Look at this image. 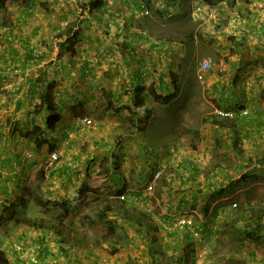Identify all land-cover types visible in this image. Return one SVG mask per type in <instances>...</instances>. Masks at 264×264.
Segmentation results:
<instances>
[{
    "label": "crops",
    "instance_id": "crops-1",
    "mask_svg": "<svg viewBox=\"0 0 264 264\" xmlns=\"http://www.w3.org/2000/svg\"><path fill=\"white\" fill-rule=\"evenodd\" d=\"M160 1L163 2V0ZM217 1L218 37L220 38L218 44L223 43L221 52L225 53V57L229 55L227 61L225 59L221 61L229 77L220 76L214 89L225 86L226 91L231 92L233 89L232 78L237 74L241 76V79L248 78L247 83L254 84L255 89L257 86L263 88L264 0H232L230 6L228 5V11L225 10L227 6L225 0ZM107 3L108 0L104 5L107 6ZM13 20L14 27L5 29L7 33L5 36H1H4L5 45H0V112L2 116L11 119L15 117L16 121L26 117L25 126L27 122H30L33 108L39 100L31 86L37 72L45 63L44 60L48 58V53L39 45L38 40L34 44L26 36H22V33L25 35V32L19 28L21 24L18 22L20 21L18 16ZM104 23L107 27V22ZM225 24H228L231 35V37L228 36V39L222 37V26ZM132 33L149 37V41H152L151 35H155L142 28L136 32L134 30ZM125 35L127 33H120L122 37ZM17 39L18 44L15 46L13 41ZM150 45L152 44L150 43ZM107 48L109 50L102 53L106 58H109V54H113L114 51H110V47ZM151 49L152 47L148 46V49H144L143 54L153 57V53H150ZM83 54L82 62L77 63L76 58H72L75 62L73 72L72 65H70V70L64 76L65 82L61 91L64 97L60 98L62 120L58 125L57 132L53 134L51 142L55 145V150H62L64 145L72 147L71 164L76 163L74 160L76 156L81 162L93 157L89 158L90 154L83 151V147L88 142L101 141L105 143L104 149L107 150H104V154L110 155L109 166L117 179L112 178L115 180L116 192H119L120 195L124 194L125 199L127 196L126 201L123 200L126 211L122 210L116 213L121 220L120 224L126 226V229L128 228L130 231L127 238L118 241L120 244L117 249L124 245L133 246L138 237V241L144 239L147 250L142 253V256H137L136 263H140L139 260L142 257H147L146 264H237V260L240 259L239 252L245 255L248 251V256H244L243 261L250 264L251 260H254L253 263L264 264V244L244 238L245 226L253 224L258 215H261L264 223V139H262L264 136V94L256 92L260 96H247L245 102L251 108L250 122L247 125L236 123L235 129H230L231 134L240 137L244 150L243 157H238L232 149L223 150L229 160H232V166H226L224 163L220 165L217 162L219 161L217 153L219 154L222 150H218L217 141L208 142L206 145L202 144L201 149H195L188 142V146L186 145L182 151L180 143L183 142H172L160 148L167 149L165 154L152 158L153 156L150 157V152L147 151L148 141L145 137L140 139L144 130L134 129L133 140L128 138L121 142L125 147H132L138 151H141V148L144 150L143 162L138 161V170L135 171V164L130 167L132 163L128 159L125 160L126 156L121 152L123 149L117 153L114 152V146L110 145L109 138L114 134L113 128L119 127V122L113 123L111 120L104 122L102 120L98 124L93 122L86 110L92 104L105 103L106 108L109 97L114 102L115 108L131 102L138 81L135 80L134 73L131 74L129 69L124 72L128 78H122L119 80V84L116 83L117 81L112 77L115 64L114 68L109 65L111 63L109 59L104 61V66H101L106 68L102 77L97 80L91 79L89 74L93 69L92 60L86 57V53ZM182 54L183 52L177 57ZM116 56L118 68L126 69L123 65L124 61L119 60L121 55L118 50H116ZM160 57L164 59L163 53ZM177 57L175 56L176 65L172 68L165 59L162 60L163 63L155 62L158 67L152 74V80L156 79L158 84L164 82V85L172 87V79L159 76L162 72L169 75L171 71L179 75L177 70L181 64L177 62ZM83 67L86 72L84 76L81 75ZM144 67L148 66L144 65ZM227 77L229 82L225 81L228 79ZM85 79L91 81L85 82V85L80 87L79 85H82ZM124 82L128 83L131 89L128 93L122 92L123 87H126ZM150 83L148 82V84ZM176 83L179 86L178 81ZM73 84L76 87L72 92L70 87ZM95 89L101 90L98 95L94 94L96 93ZM255 101L257 102L255 103ZM229 102H232V99ZM113 110L109 109L108 111ZM119 112L117 111L118 114H124ZM126 113L128 114V111ZM85 118L90 119L91 122L89 124L83 122ZM234 121L237 122L238 119ZM253 123L256 126H253ZM110 125H114V127ZM16 127L19 128L20 124H16ZM63 136L64 141L62 142L59 139ZM257 140L258 142H256ZM228 146L231 147L230 142ZM32 148L34 150L33 146ZM18 155L20 156V154ZM33 155L34 158L25 159L26 163L39 161L40 165L44 164L40 152L39 154L33 152ZM96 155L99 156V154ZM117 160L121 163L119 169L112 167L113 162L117 164ZM40 165H38L39 169ZM64 165L65 163H58L50 169V172L58 174ZM153 165H158L159 169H152ZM152 170H156L153 175ZM157 172H161V175L157 180H153ZM150 186L152 189L149 188ZM119 196L112 194L109 199L119 198ZM258 196L260 198L257 200ZM180 216H185L188 219L186 225L177 226L174 223V220ZM132 229L136 232H131ZM112 242L107 239V243L103 245H112ZM112 256V254H102L95 249L72 246L68 259L63 262L124 264L118 260V256Z\"/></svg>",
    "mask_w": 264,
    "mask_h": 264
},
{
    "label": "rangeland",
    "instance_id": "rangeland-1",
    "mask_svg": "<svg viewBox=\"0 0 264 264\" xmlns=\"http://www.w3.org/2000/svg\"><path fill=\"white\" fill-rule=\"evenodd\" d=\"M86 1L90 2L91 0H31L24 4L11 2L7 7L13 19L17 18V16L20 18V21L17 20L21 24L19 28H22V31L25 32V35L22 33V36H26L34 44L38 40L39 45L47 51L48 58L44 60L45 63H43L41 69L45 67H50L51 69V66L54 65L56 68H62L61 70L65 68L64 72L62 71L56 76L55 91L59 102L61 101L60 98L64 97L61 91L65 82L66 70L70 66L69 61L72 58H76L77 63L82 62L83 53H86V57L92 60L91 63L93 65H96H92L93 69L90 68L92 72L89 74V78L91 79L97 80L102 77L106 68L101 66H104V61L109 59L111 62L109 65L114 68L115 64L112 77L118 83L119 80L127 77L124 72L130 69L129 72L132 74L137 68L136 64L143 59L144 65L148 66L146 68L142 65L145 82H151L152 74L156 72L154 71L156 65L151 61L152 56L143 54V51L148 49L150 43L160 42L156 38L160 34L159 29H161V26L174 29V21H171L170 18L159 19L157 15H154L144 5L142 0H108L107 6L103 4L102 7L97 9L101 20L90 17V19L87 18L83 22L82 20H84L85 16H88L89 11L88 9L84 10L87 8L83 6ZM214 1L218 3L217 0ZM231 2L232 0H225V4H227L225 7L226 11H228V5L230 6ZM153 3L156 9L162 6L160 0H153ZM198 3L202 4L203 8L201 12L195 14L193 10L198 6ZM190 11L194 21L196 20L199 35L204 36L205 41H201L197 37L199 41L197 40L198 48L195 50V57L183 52L181 56L176 58L181 65L177 70L179 74L177 79L179 83L178 91L176 92L175 88H169V92L174 95L173 101L164 105L150 101L151 99L149 98L146 100L145 107L151 109L150 118L153 121V128L149 126V131L146 132L144 130L140 139L145 137L148 141L147 151L150 152V157L153 156L152 158L165 154L167 149L162 150L160 148L172 142H183L180 143L181 151L186 145L188 146V142L191 145L192 142H197L202 147V144L206 145L208 142L217 141L220 136L222 138L221 142H226L228 139L226 134L210 123L211 116L216 114L217 110L246 108L249 114L243 116L244 118H236L238 119L236 123L247 125L251 120V108L246 105L245 99L247 96H260L256 92L264 94V87L257 86V89H255L254 84L247 83L248 78L241 79L239 74L232 78L234 86L231 92H227L225 86L224 88L214 89L220 76H228L221 61L224 59L227 61L229 58V55L225 57V53L221 52L223 43L218 44L220 38L218 37L219 20L217 19V7L216 5L204 4L199 2V0H190ZM149 17H151V20H149ZM75 22L77 28L81 27L84 30V36L77 43L78 52L74 56L69 53L63 54L59 59L61 42L67 38V34L64 32ZM104 22H107V27ZM141 28L155 34L151 35L152 41L147 39L145 43H141L142 40L138 36L131 35L135 34L132 33L134 30L136 32V30H141ZM5 29L7 28L0 32V45H5L3 39L7 33ZM120 33H127L133 41V44L125 51V56L119 48L124 38L120 36ZM2 35L4 36L1 37ZM228 36L231 37L228 24H225L222 26V37L228 39ZM13 42L17 46L18 39ZM107 47L111 48L110 51H114L113 54H109V58L103 55L109 50ZM1 49L4 50L2 47ZM116 50L120 52L119 60L122 59L124 61L123 65H125L126 69L118 68L116 65L118 60ZM5 53L7 54V51ZM160 56L161 53L157 60L159 58L164 60ZM203 58H210L213 67L208 72H205L203 78L200 79L198 77V68ZM60 64H62V67H59ZM183 71H186V75L183 74ZM40 72L37 73L39 74ZM37 76H35V79ZM240 80L242 81L237 85ZM90 81L85 79L83 84L79 86H84L85 82ZM225 81L229 82V78L225 79ZM124 83L126 87H123L124 90L122 92H130L129 84ZM75 87L74 84L71 85L72 92ZM117 88L119 89L120 87ZM233 90L236 93L233 94ZM95 91L96 93L94 94L98 95L101 90L95 89ZM95 97L97 98L96 95ZM231 99L232 102H229ZM86 112L93 122L98 124L102 120L104 122H109L110 120L113 123L119 122V127L113 128L114 134L109 138L110 145L111 147L114 146V152L117 153L120 152V149H123L121 152L126 156L125 160L128 159L132 163L130 167L135 164V171L138 170V161L143 162V148L138 151L132 147L123 146V142H121L128 138H131V140L134 138V124L131 122L122 124L123 118L128 115L126 111L123 112L124 114H118L115 109L108 111L105 108V103H103L92 104ZM143 117L145 116L143 115ZM25 120L26 117H23L16 121L15 117L11 119L10 117L2 116L0 112V249L5 252L9 264H71L64 263L63 260L68 259L72 246L83 247L82 245H72V237H79L74 234L77 230L85 234L82 239L85 244H89L88 247L84 248L95 249L105 255L112 254V257L118 256V260L124 262V264H146L145 260L148 259L147 257H142L139 260L140 263H136L137 256H142V253L147 250L144 239L138 241L139 238L137 237L133 246L124 245L116 251H113L111 244H107L108 246L103 245L112 236L119 239V234L124 235L126 233L128 236L130 231L128 228L126 229V226L120 224L121 220L115 213L116 215L113 214L112 216L118 220L119 225L123 226V229L116 236L112 233L109 234L105 229L104 223L98 220L96 215L104 207V202L107 198L112 194H120L116 192L117 188L114 187V181L117 179L109 166L110 155L104 154V150H107L104 149L105 143L101 141L88 142L83 147V151L90 154L88 155L89 158L90 156L93 157L81 162L76 156L74 158L76 163L72 164L70 163L72 147L64 145L62 150H58L60 158L52 161L51 153L55 150L54 146V149H51L52 143L45 145L41 149L43 151L36 150L34 143L21 135L20 127H24ZM16 124H20V127L17 128ZM110 126L114 127V125ZM253 126H256V124L253 123ZM124 129L128 132L125 135L120 133ZM184 129L190 130V136H193V131L196 130L199 131V135L192 141L189 138H185ZM225 131L231 132L227 129ZM259 137L262 138V136ZM262 139H264V136ZM59 140L63 142L64 136ZM32 146L34 150L33 148L31 149ZM224 151L227 150L224 149ZM224 151L221 150V152ZM28 152H36L38 154L40 152L41 159L44 161L42 163L44 164L40 165L39 161H28L26 163L25 159L34 158V155L29 157L27 155ZM96 154H99V156ZM217 158L219 160L217 162L220 165L222 163L226 164V166L233 165L232 160H229L226 153H217ZM58 163H65L62 171L58 174L51 173L50 169L54 168ZM120 164V161L117 160V164L113 162L112 167L119 169ZM38 165L41 166L40 169ZM154 168L159 169L158 165H153L152 169ZM41 170H43V173L40 172ZM155 171L152 170V175ZM235 172L237 173L236 170ZM97 181L100 182L97 183ZM259 198L260 196L257 197V200ZM54 202H59V204L55 205ZM17 218H25L27 221L20 223L16 221ZM35 221L39 222V224L41 222L46 224L37 226L33 224ZM176 222L174 220L175 224H177ZM54 223L62 225L61 227L65 229L66 237H70V240L63 241L62 237H60L61 235L46 229ZM133 231L136 232V230L132 229L131 232ZM232 246L235 247L234 244ZM246 252L245 255L239 252V258L243 259L244 256H248L249 252ZM251 261L250 264H261L253 263L254 260Z\"/></svg>",
    "mask_w": 264,
    "mask_h": 264
},
{
    "label": "trees",
    "instance_id": "trees-1",
    "mask_svg": "<svg viewBox=\"0 0 264 264\" xmlns=\"http://www.w3.org/2000/svg\"><path fill=\"white\" fill-rule=\"evenodd\" d=\"M31 0H0V31L4 28H12L14 27V20L9 14L7 7L11 2L17 4H24ZM144 5L151 10L154 15H157L159 19H167L170 18L171 21H174L173 24L174 29L167 28L166 26H161L159 29V36L157 40L160 42L152 43L150 47H152L151 52L153 53L152 63L163 61L159 58L157 60L159 53H163L164 59L170 64V68L176 65L175 56L177 57L181 52H187L191 57H195V50L198 48L197 43L201 39V41H205L204 36L199 35V31L196 23L192 17V13L190 11V0H163L162 6L156 9L153 0H142ZM199 2L207 3L208 5H216L217 2L214 0H199ZM105 4V0H91L90 2L86 1V6L84 10L88 9V16L84 17L83 22L90 19V17L101 20L100 15L97 12V9L102 7ZM200 4V3H198ZM102 13V11H101ZM104 13V12H103ZM151 14V15H153ZM79 19V18H77ZM88 19V20H89ZM169 19V20H170ZM151 20V17H149ZM148 20V21H149ZM169 20H167L169 22ZM153 21V20H152ZM177 22V23H176ZM166 23V22H165ZM170 23V22H169ZM150 25V21L148 22ZM145 26V25H144ZM76 22L73 23L64 33L67 34V38L61 42L60 51H59V59L63 54H70L72 56L76 55L77 43L78 40L84 36V30L81 27H76ZM135 34H132L134 36ZM138 38L142 40L141 43H145L149 37H144L139 33L136 34ZM198 37V39H197ZM165 38V39H164ZM198 40V41H197ZM121 46L119 47L123 53L126 55L127 48L133 44V41L127 35L124 36L123 41L121 42ZM141 47V46H140ZM154 47V48H153ZM149 52V51H148ZM157 61H156V60ZM70 65H72V72L75 66L74 59L70 60ZM145 64L143 59L137 63V68L133 71L135 75V80L138 81L137 86L134 89V96L131 102L125 103L121 107L115 108L114 102L109 97L107 100L106 109H115L116 111H120L122 113L124 111H128V115L123 118L122 124H129V122L133 123L136 130L149 131V126L153 128V121H151V109L146 108V100L151 98L150 101H154L157 104H169L173 101L174 95L169 92V85H164V82L158 84L156 79H153L150 84L145 82V77L143 74L142 65ZM156 65V64H155ZM59 67H62L60 64ZM158 67V66H156ZM155 67V70L157 68ZM70 68V67H69ZM66 70V73L68 70ZM62 69V68H61ZM56 68L55 65L50 67H45L41 69L40 73L34 80L31 89L38 95V103L33 108V114L30 122L24 127H20L21 135L27 138L29 141L34 143V147L36 150H41L45 145H49L52 143L51 138L53 134L57 132V128L59 123L62 120V105L61 102L58 101L56 97V82H57V74L60 72H64V69L61 70ZM132 73V74H133ZM86 74L85 68H81V75L84 76ZM183 74L186 75V71H183ZM159 77H168L172 79V88H175V91H178L177 79L179 76L174 72L168 75L166 72H162ZM237 81V80H236ZM234 86V84H233ZM0 91H1V83H0ZM174 91V89H173ZM175 92V93H176ZM236 93L233 90V94ZM143 115L145 117H143ZM210 123L222 133H225L227 136L226 142H221V136L218 137L217 143L219 146L218 150L222 151L224 149H232L238 157L244 156V150L242 148V141L238 135H233L230 132H226L225 130L235 129L236 122L232 118L223 117L219 114H214L210 118ZM31 125V127H30ZM190 130L183 131L185 138H189L193 141L195 137L199 135V131H193V136L189 134ZM121 134H127L128 132L124 129L120 131ZM122 139V138H121ZM120 140V139H119ZM231 143V147L228 146V143ZM53 144V143H52ZM51 144V149H54ZM192 146L195 149H201V145L197 142H192ZM221 154H225V152H220ZM43 173V170L40 171ZM120 194H118L119 196ZM55 205H58L59 202H54ZM126 211L125 202L120 198H107L104 202V207L97 212L98 220L104 223L105 229L107 233H112L116 236L119 232H122L123 226H120L118 220L113 218V214L116 215V212ZM67 215V214H66ZM16 221L20 223H24L25 218H17ZM34 225H45L46 223L34 222ZM61 224L54 223L53 225L48 226L46 229L54 231L55 233L61 235L63 241L70 240V237H66L65 229L61 227ZM60 227V228H59ZM73 232V229H72ZM78 238L72 237V245H82L83 247H88V243H84L82 237L85 236L84 233L80 231H76L74 233ZM126 234V233H125ZM119 234V239L117 238H109L108 241L112 242L113 251L117 250L118 245L120 244L118 241L121 239L127 238L126 235ZM108 235V234H107ZM244 238L251 239L253 242L264 244V223L261 219V215L255 218V222L251 225L245 226ZM114 239V240H113ZM94 245V244H93ZM0 264H9V260L6 257V254L3 250L0 249ZM237 264H247L243 259L237 260Z\"/></svg>",
    "mask_w": 264,
    "mask_h": 264
},
{
    "label": "built area",
    "instance_id": "built-area-1",
    "mask_svg": "<svg viewBox=\"0 0 264 264\" xmlns=\"http://www.w3.org/2000/svg\"><path fill=\"white\" fill-rule=\"evenodd\" d=\"M203 5L202 4H198V6L196 8H194V13L197 14L199 12L202 11ZM213 67V63L212 60L210 58H203V60L200 62L199 68H198V77L200 79L203 78V74L205 72H208L210 69H212ZM217 114L223 116V117H227V118H232V119H236L239 117H243V116H247L249 114L248 110L246 108H240V109H229V110H217L216 111ZM83 122L86 123H90L91 120L85 118L83 120ZM27 155H29V157L33 156V153L28 152ZM60 158V153L58 150H53L51 153V160L52 161H56ZM161 175V172H157L153 178V180H157ZM150 189H152V187H149ZM120 199L124 200L125 199V195L122 194L119 196ZM176 225L178 226H182V225H186L188 223V219L185 216H180L176 219Z\"/></svg>",
    "mask_w": 264,
    "mask_h": 264
}]
</instances>
